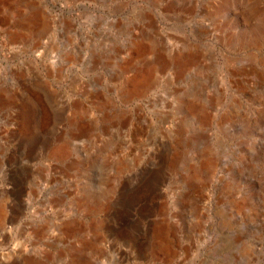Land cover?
Returning <instances> with one entry per match:
<instances>
[{
  "label": "rangeland",
  "instance_id": "obj_1",
  "mask_svg": "<svg viewBox=\"0 0 264 264\" xmlns=\"http://www.w3.org/2000/svg\"><path fill=\"white\" fill-rule=\"evenodd\" d=\"M0 264H264V0H0Z\"/></svg>",
  "mask_w": 264,
  "mask_h": 264
},
{
  "label": "bare ground",
  "instance_id": "obj_2",
  "mask_svg": "<svg viewBox=\"0 0 264 264\" xmlns=\"http://www.w3.org/2000/svg\"><path fill=\"white\" fill-rule=\"evenodd\" d=\"M1 224V223H0Z\"/></svg>",
  "mask_w": 264,
  "mask_h": 264
}]
</instances>
